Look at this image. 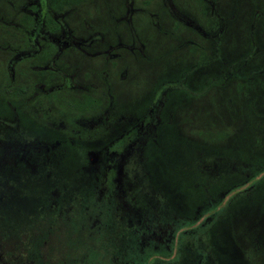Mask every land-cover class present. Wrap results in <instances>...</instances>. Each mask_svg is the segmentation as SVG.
I'll return each mask as SVG.
<instances>
[{
    "label": "rangeland",
    "instance_id": "rangeland-1",
    "mask_svg": "<svg viewBox=\"0 0 264 264\" xmlns=\"http://www.w3.org/2000/svg\"><path fill=\"white\" fill-rule=\"evenodd\" d=\"M29 1L0 0L2 69L17 57V38L7 29L18 33L24 29L1 22L14 11L21 16L23 3ZM54 1L65 4L64 15L49 21L51 26H63L70 41L59 52L67 60L65 72L78 68L81 84L96 81L104 94L103 113L80 116L54 110L66 119L51 113L54 126L36 119L31 131H44L38 138L43 145L37 143L41 149L64 140L62 134L70 130L80 136L66 138L50 150L49 162L28 153L27 161L35 162L25 165V157H18L7 144L17 141V103L24 99H17L12 84L7 87L11 93H0V137H6L0 143V238L11 231L9 224L15 219L11 232L17 229L22 235L13 238L15 251L23 254L21 261L32 254L30 264H264V30L260 31L262 19L254 18L264 17V0ZM27 8L30 12L35 6ZM76 38L80 48L71 42ZM247 59L248 66L256 64L258 70L248 93L238 88L243 81L231 75L243 70ZM18 67L15 80L6 69L7 81L16 85L19 78L27 81ZM29 78L35 88L37 78L30 73ZM18 110L28 115L31 111L25 105ZM101 116H107L110 128L101 118L95 121ZM144 117L154 121L150 119L145 138L129 155V177L122 179L125 195L115 203L101 201L110 210L104 212L101 206L96 226L90 229L81 212L74 215L71 210L68 215L64 209L48 208L53 199L41 200V194L56 188L67 193L82 189L83 195L93 180L84 170L91 169L85 151ZM92 121L100 124L91 129ZM217 129L227 135L214 140L211 132ZM47 208V215L57 214V219L36 220ZM96 209L95 204L90 211ZM140 215L149 223L163 224L177 216L173 222L177 245L182 230H193L183 237L182 256L178 254L182 248L175 252L173 245L133 250ZM83 220L86 224L81 226ZM1 250L6 248L0 246ZM172 257L175 260L163 263Z\"/></svg>",
    "mask_w": 264,
    "mask_h": 264
},
{
    "label": "flooded vegetation",
    "instance_id": "flooded-vegetation-1",
    "mask_svg": "<svg viewBox=\"0 0 264 264\" xmlns=\"http://www.w3.org/2000/svg\"><path fill=\"white\" fill-rule=\"evenodd\" d=\"M59 2L60 1L55 2L54 0H30L27 5L23 3V7H21V16H17V12L14 11L12 17L4 18L1 22L2 25L11 23L13 27L24 29L19 33L7 29L10 35L17 38V47L15 48L16 50H14L17 57H15V59L11 58L6 69L11 78L15 80L17 74L14 68L19 66L21 68L18 67L20 69L19 75L27 78V81L25 82L19 78L18 81L21 83H17V85L13 84V81H7L8 73L6 69H2L0 66V93L9 94L6 90L9 91L7 87H11L10 85L12 84L15 89L13 94L16 95L17 99L20 101L24 99V101L19 102V106L25 105L29 110L31 109L28 115L27 111L18 110L19 106L17 103V156L20 158L25 157V165L29 161H34L33 158L27 161L26 156L28 153H30L29 156H33V154L36 153L38 156L45 157V162H49L51 161L49 156L50 150L59 146L66 138L75 137V135L80 136L79 131L70 130L62 134L64 140L60 138L57 142H51L48 139L49 141L47 142H51V144H46L45 147L43 146L44 150H42L43 148H39L37 143L43 145L38 138L45 135L44 131L42 130L37 133L31 131V128L34 127V122H39L36 119L44 120L48 125L54 126L55 123H53L50 117L51 113H53L55 117L56 114L54 110H63L70 114L74 113L80 116L94 115L100 111V113H98L99 115L103 110L102 107L104 102L102 95L104 94H101L98 90L96 81L92 79L89 84H81L82 82L80 80L78 81L76 77V75L79 76L77 72L79 71L78 68L65 72L68 70L66 64L67 60L62 59L59 52L62 50L61 48L70 41L66 40L68 37L64 35L65 30L63 26L61 29L59 25L51 26L49 22L53 16L57 19L56 15H64L63 9L65 8V4L63 5V3ZM28 5H34V10L29 9L30 12H27ZM23 10H26L27 13L23 12ZM23 14H28V17H25ZM50 15H52V17H50ZM71 42L74 44V47L80 48L81 42L78 41L77 38L71 40ZM30 67L32 68L31 71ZM4 72L5 74H3ZM87 72L91 71L89 70ZM29 73L37 78L35 83L37 86L35 88H33L30 82L31 79H28ZM90 77L92 78V76ZM106 104H108L107 101ZM23 112H26L27 116L22 117ZM56 116L61 120H66L63 116ZM106 117H98L95 121H100L101 118L104 120L103 124H107L108 128H110L111 124L107 122ZM146 118L147 117L137 120L136 123L131 122L121 128L117 132L118 134L115 138L99 144L96 146V149L90 148L86 150L88 164L90 165L89 168L91 169L84 170L92 173L93 180L83 188V195H81L82 189L81 193H67V191L58 188L52 189V194L56 196V198H53V204L52 206L50 205V207L64 209L68 215L71 210H74L72 211L74 215L81 212L82 217L83 214L86 215L85 218L86 221L89 222L88 226L90 229L96 226V223L100 220L102 212L101 206L104 207L101 201H113L115 203L121 199V196L125 195L123 193V191H125L123 187L125 181L122 179L127 178V176L129 177L128 169L131 168L126 165L129 163V155H132L136 149L137 145H135V143L145 138L146 135L144 132L149 129L150 122H152L150 119ZM62 124L66 125L65 122ZM99 124V122L94 123L92 121L90 125L91 129ZM38 126L45 127V125H41V123H39ZM33 138L35 139V143L33 142ZM35 144L38 148H35ZM92 167L97 169H93ZM69 170L79 171L80 169ZM95 172L98 174L97 176L94 175ZM95 179L98 183L95 182ZM60 196L63 197L60 198ZM83 197L88 201H82ZM65 198H71V200L64 201ZM72 201L75 202L72 203ZM61 202H65V205L62 206ZM84 202L85 206L82 207L81 204ZM95 204L97 209L95 211H90ZM108 210H110L109 207H106V209L104 207V212H108ZM80 217L79 215L75 216L77 219ZM176 217L177 216H174V218L168 217V223L163 224L157 221L149 223L147 216L142 219L143 216L140 215L137 222L141 223V225L138 224L135 226L136 234L134 233L133 238L135 239L134 241H136V245H133V250L135 248H137L138 251L140 249L142 250L145 245L153 249H160L161 247L169 248L170 245H173L174 250L177 249V235L173 233L175 225L173 222L176 220ZM84 220L80 224L81 226L86 224ZM171 242L172 244H170ZM176 251L177 250H175V252ZM130 262L131 261L127 264H131ZM119 264L121 263L119 262Z\"/></svg>",
    "mask_w": 264,
    "mask_h": 264
},
{
    "label": "trees",
    "instance_id": "trees-1",
    "mask_svg": "<svg viewBox=\"0 0 264 264\" xmlns=\"http://www.w3.org/2000/svg\"><path fill=\"white\" fill-rule=\"evenodd\" d=\"M258 13L259 12H257V14ZM259 17L262 19V27L260 28V31L261 30L263 31L264 30V17H262L261 15H256L254 18H255V20H258ZM217 21H218V18H216V20L213 21L212 24L217 23ZM251 36L254 39V36L253 35H251ZM255 61H256V63H258L259 62V57H255ZM250 64H251V62L248 61V59L247 60H244L243 70H236L234 72H231V75L233 77H236L237 80H242L243 81V82H238V88L239 89H241V88L243 89L244 88L245 91H246V93H248V91L251 90L252 86L255 85V83H256L255 77H258V73H257L258 70H257V68L255 66L256 64H253L252 67L251 66H248ZM260 67H261V65H260ZM244 80H247V81H244ZM243 86H246V87H243ZM6 92L11 93L10 90L9 91L6 90ZM153 118L154 117H152V118H146V119H152L153 120ZM226 135H227V132H226V130H223V129H221V130L220 129H217L214 132H211V136L213 137L214 140H217L219 138H223ZM12 138H14V137H12ZM8 139H11V138H8ZM4 140H6V137L1 136L0 137V141H1L0 143H2ZM8 142L9 143H7V144L12 145L11 148L14 150V152H16L17 151V141L14 143V142L8 140ZM2 170L3 169H0V172ZM6 170H13V171H16L17 172V169H6ZM9 185L15 186V183H12V184H9ZM12 196L17 198V195L14 194V192H12ZM39 197L41 198V200H45V201H50L53 198H56V196H54L52 194V192H47V193L41 194ZM62 197L63 196H60V198H62ZM25 201L26 202H30V199H25ZM61 205L62 206L65 205V202H61ZM49 207H50V205L48 206V208ZM48 208L46 209V212H45V210H43V211H40L39 213H37V215L35 217L36 220H38V218H39V220L40 219L42 220V219H44V216H46V217H49V216L52 217L53 216L54 217V220H56L57 219V214H52V216L51 215H47ZM31 213H33V211ZM14 223H15V219L11 221V223L9 224V226H11V228H13ZM11 228H10V230L12 231ZM11 231L10 232L9 231H4L5 233L2 234V235H4L3 236L4 239H1L0 238L1 241L3 240V241H7L8 242L6 246H4V244H2V242H0V246L2 248H6V250H1L0 251V253H1L0 254V257H2V262H0V264H30L31 258H32V254H31L30 258H29L28 255H24L25 256V260L24 261H21V258L23 256V254L17 253V251H15V249L17 248V242L14 241L13 238L14 237H21L22 236L21 235V232L19 233V235H17V229H16V231L15 230L13 231L14 233H12ZM187 233H189V234H187ZM190 234H194V231L193 230H189V229H184L179 234V235L182 236V237L180 236L181 237V240H180V237H179V240L181 242V245H178V248H180V247L182 248L181 249V252L178 249V254L180 255V253H181V256L183 254L182 253V250H184L183 247H182L183 244H184V243L182 244L183 237L184 236H189ZM41 242H42V240H41ZM175 258L172 257V258L167 259V260L165 258L163 260V263H168V262L170 263V262L173 261V259L175 260Z\"/></svg>",
    "mask_w": 264,
    "mask_h": 264
}]
</instances>
